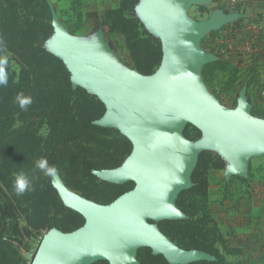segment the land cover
Returning a JSON list of instances; mask_svg holds the SVG:
<instances>
[{"label":"water","instance_id":"obj_1","mask_svg":"<svg viewBox=\"0 0 264 264\" xmlns=\"http://www.w3.org/2000/svg\"><path fill=\"white\" fill-rule=\"evenodd\" d=\"M209 1L139 2L136 10L163 46L162 63L152 75L137 70L115 72L99 38L93 42L97 50H85L92 43L69 34L54 17L55 32L48 40L51 48L48 41L47 48L64 60L75 88H86L106 104L104 116L96 123L119 128L134 145L120 167L96 171V175L113 183L134 181L135 187L102 205L67 186L58 173L52 175L64 204L82 213L86 222L73 232L53 228L45 233L36 250L26 253L30 264H92L98 260L138 264L137 252L144 246L163 254L172 264L214 259L206 252L181 248L158 224L164 219L187 218L176 201L183 190L193 186L192 174L201 152L217 150L231 163L230 172H245L252 155L264 154V120L250 115L246 92L241 93L238 109L232 114L205 87L202 69L219 57L200 49L201 37L244 17L223 11L205 21L188 16L191 6ZM144 4L146 15L141 12ZM58 37L56 46L53 41ZM189 124L202 131L200 140L185 136Z\"/></svg>","mask_w":264,"mask_h":264},{"label":"trees","instance_id":"obj_2","mask_svg":"<svg viewBox=\"0 0 264 264\" xmlns=\"http://www.w3.org/2000/svg\"><path fill=\"white\" fill-rule=\"evenodd\" d=\"M139 2L121 0L117 7L104 10L102 21L110 32L122 36L135 69L152 75L162 63L163 46L138 17ZM230 7L240 11L234 3ZM52 20L49 0H0V41L9 59L7 86H0V264H30L21 251L30 252L26 238L39 239L53 228L73 232L86 222L82 213L64 204L52 176L35 167L41 157L56 167L67 186L98 204L108 205L135 187L134 181L113 183L96 175V171L120 167L134 145L119 128L96 123L104 116L106 104L86 88H75L64 60L47 48L55 32ZM230 69L237 74L232 58L221 57L205 64L202 75L210 84L217 73ZM21 93L32 98L26 111L17 102ZM184 134L191 141L202 137L192 124ZM227 166L219 153L201 152L192 174L193 186L176 201L188 217L158 223L181 248L214 257L188 264H227V255L243 253L230 243L207 205L210 172ZM20 173L31 181V190L17 195L13 185ZM137 259L138 264H172L149 246L139 248ZM92 264L111 263L98 260ZM236 264L248 263L238 259Z\"/></svg>","mask_w":264,"mask_h":264},{"label":"rangeland","instance_id":"obj_3","mask_svg":"<svg viewBox=\"0 0 264 264\" xmlns=\"http://www.w3.org/2000/svg\"><path fill=\"white\" fill-rule=\"evenodd\" d=\"M143 1L140 0V4ZM232 1L211 0L205 4L193 5L188 11V16L195 21H205L218 11L225 14L237 12L243 14L242 11L227 9ZM49 2L53 10V20L57 17L68 33L81 42L92 43L84 46L86 50L96 49L98 45L93 42L99 38L109 52L110 65L115 72L136 70L122 36L110 32L102 21L104 10L117 7L121 0H49ZM202 7H206V10ZM137 15L145 27L150 29L138 9ZM240 20L242 18L225 23L201 37L199 47L202 51L219 58L231 57L238 70L237 74L232 69L228 72L221 71L215 75L212 83L204 81V84L210 95L232 114L236 113L240 95L245 91L249 100L250 115L264 120V51L259 50L264 44V39L256 35L253 27H247L250 22L241 21L240 24H236ZM254 21H257V18H254ZM55 42L56 39L53 43ZM227 43H233V48H228ZM50 44L48 41L49 47ZM248 44L252 48L250 52L245 48ZM258 52L262 55V62ZM12 63L18 70L17 63L14 60ZM114 124L121 126L119 122ZM42 133L46 134L47 129L44 128ZM229 166L223 170L210 172L207 200L209 211L230 243L243 251L239 257L227 255V264H236L238 259L248 264H264V154L252 155L245 172H230ZM98 177L101 180L105 179L102 175ZM42 236L39 239L26 238L30 252L36 250ZM21 251L30 259L26 255L28 249L22 248Z\"/></svg>","mask_w":264,"mask_h":264},{"label":"clouds","instance_id":"obj_4","mask_svg":"<svg viewBox=\"0 0 264 264\" xmlns=\"http://www.w3.org/2000/svg\"><path fill=\"white\" fill-rule=\"evenodd\" d=\"M8 65H9V59L6 54V46L3 44L2 41H0V86H7ZM17 102L21 110L26 111L27 108L32 103V98L24 97L23 93H21L17 96ZM35 167L48 176H52L56 174L58 171L54 165H49L47 159L44 157H41L36 161ZM230 170H234V169H230ZM13 187L16 194L21 195L25 191L31 190V181L24 173H20L16 176Z\"/></svg>","mask_w":264,"mask_h":264},{"label":"crops","instance_id":"obj_5","mask_svg":"<svg viewBox=\"0 0 264 264\" xmlns=\"http://www.w3.org/2000/svg\"><path fill=\"white\" fill-rule=\"evenodd\" d=\"M245 1L248 2L246 3ZM235 5L239 6L240 11H242L244 14V17H242V21L250 22L247 27H253L256 35H258L260 39H264V0H239L237 3H235ZM227 9L234 8H229V6H227ZM254 18H257V21H254ZM259 50L264 51V44L263 46L259 47ZM259 57L260 61L262 62L263 59L260 53Z\"/></svg>","mask_w":264,"mask_h":264},{"label":"built area","instance_id":"obj_6","mask_svg":"<svg viewBox=\"0 0 264 264\" xmlns=\"http://www.w3.org/2000/svg\"><path fill=\"white\" fill-rule=\"evenodd\" d=\"M237 2H238L237 0H233L231 3H232V4H233V3L235 4V3H237ZM227 47H228V48H229V47H230V48H233V43H229ZM245 48H246V50L249 51V52H250L251 49H252L251 46H250L249 44H248V45H245Z\"/></svg>","mask_w":264,"mask_h":264},{"label":"bare ground","instance_id":"obj_7","mask_svg":"<svg viewBox=\"0 0 264 264\" xmlns=\"http://www.w3.org/2000/svg\"><path fill=\"white\" fill-rule=\"evenodd\" d=\"M142 12L144 13V15H146V7H145V4L142 6ZM54 42V41H53ZM60 43V39H59V37L58 38H56V42L55 43H53V44H56V46H57V44H59ZM90 47V46H89ZM85 49V48H84ZM86 50V49H85ZM94 50H97V48L96 49H94Z\"/></svg>","mask_w":264,"mask_h":264}]
</instances>
